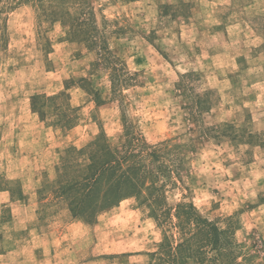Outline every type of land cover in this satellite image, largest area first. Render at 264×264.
Returning <instances> with one entry per match:
<instances>
[{"label":"rangeland","instance_id":"374dc122","mask_svg":"<svg viewBox=\"0 0 264 264\" xmlns=\"http://www.w3.org/2000/svg\"><path fill=\"white\" fill-rule=\"evenodd\" d=\"M133 135L162 191L73 218L58 182ZM206 222L264 264V0H0V264H217Z\"/></svg>","mask_w":264,"mask_h":264},{"label":"trees","instance_id":"16d2710c","mask_svg":"<svg viewBox=\"0 0 264 264\" xmlns=\"http://www.w3.org/2000/svg\"><path fill=\"white\" fill-rule=\"evenodd\" d=\"M51 101L52 98L44 99L42 105ZM38 104V98H32L31 110L40 116ZM169 155L171 151L166 146L148 145L139 136H131L120 146L98 139L90 146L88 164L69 181H59L55 197L67 200L73 218H93L144 191H162L156 187V179L170 167L173 169L172 160L167 163ZM205 229L206 237L199 249L206 246L217 251L213 263L238 264L233 252L221 244L224 232L209 222Z\"/></svg>","mask_w":264,"mask_h":264}]
</instances>
